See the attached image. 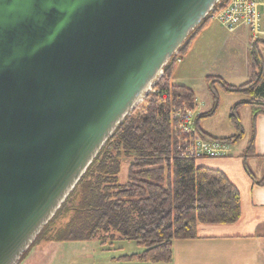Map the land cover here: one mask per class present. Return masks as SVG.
Segmentation results:
<instances>
[{"label":"water","instance_id":"water-1","mask_svg":"<svg viewBox=\"0 0 264 264\" xmlns=\"http://www.w3.org/2000/svg\"><path fill=\"white\" fill-rule=\"evenodd\" d=\"M219 1L0 0V264H18Z\"/></svg>","mask_w":264,"mask_h":264},{"label":"trees","instance_id":"trees-1","mask_svg":"<svg viewBox=\"0 0 264 264\" xmlns=\"http://www.w3.org/2000/svg\"><path fill=\"white\" fill-rule=\"evenodd\" d=\"M222 5L221 1L218 7ZM209 21L207 16L191 32L178 53L166 63L161 77L160 86L171 89L174 100L186 103L192 110L196 109L194 91L185 85L171 84L170 79L177 58L186 55L196 35ZM250 43L251 75L246 82L232 85L219 76L205 78L214 91L218 83L226 93L247 97L231 108L229 120L236 133L220 138L237 142L243 137L238 111L248 105L252 135L246 154L254 153L255 118L264 115V38L251 35ZM209 115L212 114L205 117ZM201 119L197 118V124ZM169 130V101L150 97L143 108L127 115L54 217L24 252L20 263L39 240L91 241L104 232L110 235V245L134 241L140 248L119 255L118 261L168 264L172 261L174 241L195 239L198 225L238 222L242 213L238 188L224 172L198 165L195 158L176 152L171 146ZM124 162H127L126 177L121 181ZM245 170L254 183L264 185V177L257 180L246 163ZM99 241L107 243L104 237Z\"/></svg>","mask_w":264,"mask_h":264},{"label":"crops","instance_id":"crops-1","mask_svg":"<svg viewBox=\"0 0 264 264\" xmlns=\"http://www.w3.org/2000/svg\"><path fill=\"white\" fill-rule=\"evenodd\" d=\"M260 11V28L264 30V7H260ZM208 27L200 33L198 41L202 37L207 40L216 39L219 44L218 48L223 51L225 49L230 50L231 54L224 56V60H226L224 64L225 68L220 70L218 67H214L213 63L212 68L209 69L210 72L205 77L219 76L229 84H243L251 75L249 58L251 33L249 28L240 26L233 31L226 29L227 33L223 32L222 35L218 32L217 34L208 33ZM241 27H245L246 32H241ZM260 37L264 38V33ZM239 48L241 50L240 62L244 68L243 70L236 61L235 54H232V52H237ZM205 51L206 49L201 51V55L198 54V58L201 61L204 60L202 55L205 54ZM215 52H217L215 55L221 56L219 54L220 51L216 50ZM213 60L217 59L213 58ZM171 82L178 84L174 81V74H172ZM180 84L190 87L196 93L191 85L186 83ZM195 95L196 117H202L203 119L208 114L212 115L207 117L213 116L216 108L213 109L208 104V109L202 111L199 107L200 102L197 99V94ZM243 100L246 99H241V101ZM247 108H249V112L246 121H248L250 131L245 142L241 145H237L238 141L232 142L227 155L223 157L198 160V165L224 172L238 188L241 196L242 211L240 219L234 224L198 225L197 237L195 239L174 241L172 261L168 264H264V185L254 183L245 170L246 163L257 180H261L264 177V115L261 114L255 118L254 153L246 154L247 143L252 135V114L248 105H244L239 109L241 111ZM197 125L203 133L219 139L233 136L236 133L235 130L234 134L221 136L214 133L215 128L209 125L208 122L199 121ZM241 127L244 136V132L246 131L245 125L241 124Z\"/></svg>","mask_w":264,"mask_h":264},{"label":"rangeland","instance_id":"rangeland-1","mask_svg":"<svg viewBox=\"0 0 264 264\" xmlns=\"http://www.w3.org/2000/svg\"><path fill=\"white\" fill-rule=\"evenodd\" d=\"M206 27H208V33L212 32L217 34L218 32L222 35L223 32L227 33V30L219 22L212 19H210ZM204 29L196 35L186 55L177 58L180 59V61L176 60V65L173 70L174 81L178 84L186 83L193 87L196 92L195 94H197V99L200 102L199 107L202 111L208 109V104L209 106L211 105L213 109L216 108L213 116L203 118L200 121L208 122L209 125L215 128L214 133L217 135L229 136L234 134L235 131L234 126L229 120L231 108L235 103L241 101V99H247V97L240 94L226 93L218 83L215 84L214 91L205 81V75H208L210 72L209 69L212 68L213 63V66L218 67L220 70L225 68L224 64L226 60H224V56L231 54V51L226 49L224 51L222 49L220 50L216 39L207 40L202 37L198 41V36ZM240 29L241 32H246L245 27H241ZM200 49H206L205 54L202 55V57H204V60L202 61L198 58V54L201 55L202 51H200ZM190 50H192L191 53ZM216 50L220 51L219 54H221V56L215 55L217 53L215 52ZM232 54H235L236 61L240 64V68L243 70L244 68L240 62V48L237 49V52H232ZM219 57L220 59H218ZM213 58H216L217 60H213ZM170 83L173 84L171 79ZM248 112L249 108L238 111L241 124L243 126L245 125L246 131L244 132V136L237 142V145H241L245 142L250 131L248 121H246L248 118ZM194 116L197 121L196 114ZM126 163L127 162H124L122 165L120 173L121 181H124L126 177ZM109 236L110 235H107V233L101 232L98 237L91 241L56 242L39 240L34 243L29 253L26 254L21 263L19 261L18 264H152L136 261H118L117 258L119 255L124 253H134L139 251L140 248L134 241H123L110 245L108 241ZM102 237L107 239V243H100L99 240H101ZM117 248H120V250ZM115 249H117V251H115Z\"/></svg>","mask_w":264,"mask_h":264},{"label":"built area","instance_id":"built-area-1","mask_svg":"<svg viewBox=\"0 0 264 264\" xmlns=\"http://www.w3.org/2000/svg\"><path fill=\"white\" fill-rule=\"evenodd\" d=\"M221 1L223 2L222 6L218 7L217 5L209 12L210 19L219 22L229 31L245 26L249 28L253 37L264 33V30L260 28V7H264V0ZM162 75L163 70L140 96L130 113L143 108L146 100L150 97L169 101L170 141L176 152L196 160L227 155L232 142L214 139L203 133L197 125L194 110L190 109L186 103L176 102L171 89L160 86Z\"/></svg>","mask_w":264,"mask_h":264}]
</instances>
